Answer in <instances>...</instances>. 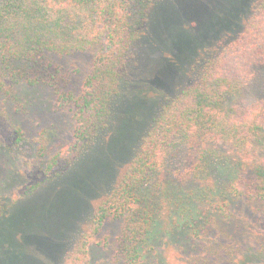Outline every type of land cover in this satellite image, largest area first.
<instances>
[{"label":"trees","instance_id":"trees-1","mask_svg":"<svg viewBox=\"0 0 264 264\" xmlns=\"http://www.w3.org/2000/svg\"><path fill=\"white\" fill-rule=\"evenodd\" d=\"M158 2L0 0V149H28V195L121 135L114 105ZM249 9L186 45L172 65L186 80L142 114L127 169L61 264L97 251L100 264H264L250 254L264 255V0Z\"/></svg>","mask_w":264,"mask_h":264},{"label":"rangeland","instance_id":"rangeland-1","mask_svg":"<svg viewBox=\"0 0 264 264\" xmlns=\"http://www.w3.org/2000/svg\"><path fill=\"white\" fill-rule=\"evenodd\" d=\"M256 1L159 0L142 41L134 48L125 68L122 96L114 105L116 126L120 125L121 135L117 136L116 129L110 143L99 145L62 184L47 183L28 195L32 180L23 169L28 149L24 146L0 149V172L7 173L10 179L8 187L0 191V211L11 206L0 217V264L63 262L97 206L127 169L133 155L134 138L142 131L143 123L145 126L148 123L142 114L149 113L152 101L156 102L160 95H166L186 80H182V71L172 70L176 59L183 56L186 45L216 36L214 34L222 28L218 23L227 14L234 15L229 20L232 28H239ZM192 53L187 52V55ZM37 96L45 107L49 106L47 98ZM132 113L136 114L132 117L135 124L127 130L126 118ZM251 252L259 258L253 261L264 259L259 248ZM103 253L97 251L94 264L107 258Z\"/></svg>","mask_w":264,"mask_h":264}]
</instances>
